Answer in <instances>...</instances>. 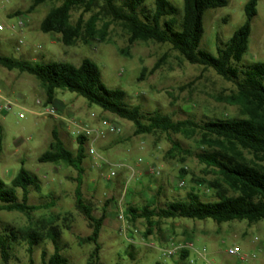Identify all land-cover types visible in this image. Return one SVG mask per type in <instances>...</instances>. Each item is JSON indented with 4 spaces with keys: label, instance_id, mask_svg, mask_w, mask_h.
<instances>
[{
    "label": "rangeland",
    "instance_id": "1",
    "mask_svg": "<svg viewBox=\"0 0 264 264\" xmlns=\"http://www.w3.org/2000/svg\"><path fill=\"white\" fill-rule=\"evenodd\" d=\"M168 1L182 11V0ZM227 1L226 7L207 10L203 16L204 34L200 49L213 56L217 55L220 44L226 43L245 22L244 5L249 0ZM31 2L0 0V25L3 27V31H0L1 55L33 64L62 62L75 67L83 59H89L98 67L102 84L108 89L124 91L125 102L129 106L139 107L144 114L160 111L175 121L188 118L201 121L204 115L213 119L240 117L236 106L223 101L235 90L234 86L211 69L182 61L169 45L136 42L129 46V54L125 56L123 51L128 47L127 34L120 25L111 23L104 41L99 42L96 37L88 40L87 44L78 41L74 46L66 47L59 35L43 34L39 30L42 19L61 0H49L28 14L26 10ZM153 3L154 0H145L144 5L152 10ZM16 12L17 16L14 14ZM79 14L80 11H72V23ZM89 16L84 15V19L87 20ZM18 17L23 20L22 29L17 27ZM96 28L102 30V24H97ZM160 60L159 69L148 74ZM243 62L264 63V0H257L256 16L251 22V35ZM142 69H146L147 73L139 80ZM0 92L19 106H12L8 112L0 110V180L9 187L11 180L23 168L36 176L40 183L39 191L29 193V204L54 203V207L37 211L30 217L0 212L1 232L15 233L28 228L41 230L43 226L55 228L59 232L62 254L68 264L88 262L94 246L79 243L80 239L90 235L91 229L75 209L76 172L62 164L37 162L38 157L47 151L53 130H56L68 150H77V137L70 125L71 121H76L102 129L104 133L95 146L104 162L86 153L81 187L93 216L99 218L105 214L98 239L99 264H188L162 254V250L169 248V241H191L196 249L205 250L210 264H264V221L252 225L238 221L216 225L211 220H163L145 238L147 226L143 220L135 223L127 222L125 217L123 221L119 220V212H124L128 206L142 208L153 201L160 207L185 199L192 189L197 190L202 201H215L211 191L195 185L200 179L212 180L213 175L205 174L204 166L198 162L196 155L199 150L194 139L186 140L176 135L168 137L159 133L134 136L131 122L90 106L83 98L67 91H57L53 103L47 105L56 109L57 118L38 116L41 107L37 101L43 104L45 101L38 81L28 74L7 71L2 67ZM2 103L0 99V106ZM19 113L24 114L23 119L18 118ZM103 121L108 123L109 130L113 127L118 132L106 130ZM170 140L178 142L183 151L169 155ZM245 156L252 160L250 155ZM255 162L264 169V162ZM118 164L123 167L117 168ZM127 167L134 171L132 178L131 170ZM181 170L185 171L184 178H181ZM152 171L158 175L152 174ZM111 172L115 176L107 178ZM15 194L20 198L21 190H15ZM229 249H237L255 258L241 262L227 254ZM52 250L51 242L45 241L29 255L27 245L18 238L11 252L12 264H40L41 252L50 255ZM189 258L196 260L191 252ZM196 264L202 263L197 259Z\"/></svg>",
    "mask_w": 264,
    "mask_h": 264
},
{
    "label": "trees",
    "instance_id": "2",
    "mask_svg": "<svg viewBox=\"0 0 264 264\" xmlns=\"http://www.w3.org/2000/svg\"><path fill=\"white\" fill-rule=\"evenodd\" d=\"M48 1L32 0L26 13L33 12ZM144 2L145 0H61L42 19L39 30L43 34L59 35L64 46L72 47L78 41L87 44L88 40L96 37L99 42L104 41L109 25L117 23L127 34L128 47L123 51L125 56L129 54V46L136 42L167 44L182 61L211 69L222 80L234 86L235 90L223 101L238 108L239 118L213 119L204 115V120L201 121L192 118L175 121L160 111L144 114L139 107L129 106L125 102L124 91L106 88L101 82L98 67L86 58L75 67L62 62L33 64L0 54V67L34 77L44 92L45 106L53 103L57 91H67L83 98L90 106L131 122L134 136L159 133L196 141L198 162L204 166L205 174L213 175V179H200L195 185L211 191L215 201H202L197 190L192 189L185 199L160 207L153 201L142 208L128 206L123 212L125 219L129 223L143 220L147 226L145 238L163 220H211L216 225L235 221L252 225L264 221V169L255 162H264V63L243 62V56L248 50L251 22L256 16L257 0H249L244 5V24L226 43L220 44L216 56L200 49L204 34L203 16L207 10L226 7L227 0H182L181 12L168 0H154L152 10H148ZM74 10L80 11V14L72 23L71 13ZM14 14L18 15L17 12ZM86 14L90 15L87 20L84 19ZM99 23L102 24V30L96 28ZM161 62L162 60L155 63L148 74L156 72ZM146 73L147 70L142 69L139 80ZM51 138L47 151L38 157L37 162L62 164L76 172L75 209L91 229L90 235L80 239L79 243L94 246L86 264H99L98 239L105 214L95 218L91 206L82 195L86 139L78 136L77 150L72 152L64 146L56 130L52 131ZM170 143L169 155L175 151H183L178 142L170 140ZM1 153L0 138V157ZM245 154L250 155L252 160H248ZM180 173L181 178H184L185 171L181 170ZM17 189L21 190L20 198L15 194ZM39 190L38 178L21 168L9 187L0 180V212L30 217L37 211L54 207L53 202L45 205L29 204V193ZM59 237L55 228L44 226L41 230L28 228L15 233L0 231V260L2 264H12L11 252L14 242L19 238L27 245L29 255L39 244L51 242L52 253L47 255L46 252H41L40 264H68L67 258L62 254L63 247ZM187 257L188 253L184 252L179 259L185 262Z\"/></svg>",
    "mask_w": 264,
    "mask_h": 264
},
{
    "label": "built area",
    "instance_id": "3",
    "mask_svg": "<svg viewBox=\"0 0 264 264\" xmlns=\"http://www.w3.org/2000/svg\"><path fill=\"white\" fill-rule=\"evenodd\" d=\"M23 26H24L23 20L18 17L17 18V27L19 29H22ZM0 31H3V27L1 25H0ZM18 44L21 45V41H19ZM19 49L20 48L18 46L17 50H19ZM0 99L3 101L2 106H0V110L2 112H8L12 106L19 107L15 102H12V101L8 100L7 98L3 97L1 95V92H0ZM37 104L41 107V110L37 113L38 116L55 117V118L58 117L55 108H53L51 106H45L40 101H37ZM18 118L23 119L24 114L19 113ZM107 124L108 123L106 121H103V126H105L106 130H108L109 132H115L116 131L113 127H111L109 130L107 128ZM70 125H72L73 131H74L76 137L83 136L86 139L85 140V149H86L87 155L94 158V159H98V160H101L104 162V159H102L98 155L96 147H95L99 143V141L103 138L104 133L101 131L102 129L91 128V127H88L86 125H81L76 121H71ZM116 132H118V130ZM110 166L113 167V165H110ZM116 167L122 168L123 165L118 164V165H116ZM127 169L131 170L130 177L132 178L134 171L129 167H127ZM151 173L158 175V173H155L154 171H152ZM114 176H115V173L111 172L107 178L114 177ZM180 185H183V183H181ZM118 218L121 221L124 220V213L122 211L119 212ZM130 241L132 242V239ZM169 243H170L169 248L162 250V254L164 256L172 257V258L173 257L179 258L182 253L187 252L188 257L185 259V262H187L188 264H196L197 259L200 260L202 264H210V261L206 257L205 250L204 249L203 250L196 249L191 241H169ZM149 247H152V246H149ZM190 252L196 256V260L193 258L192 259L189 258ZM227 254L229 256L236 257L241 262H247L248 260H250V258H255L254 255L250 257L246 254L241 253L237 249H229L227 251Z\"/></svg>",
    "mask_w": 264,
    "mask_h": 264
},
{
    "label": "crops",
    "instance_id": "4",
    "mask_svg": "<svg viewBox=\"0 0 264 264\" xmlns=\"http://www.w3.org/2000/svg\"><path fill=\"white\" fill-rule=\"evenodd\" d=\"M176 259H179V258H176Z\"/></svg>",
    "mask_w": 264,
    "mask_h": 264
}]
</instances>
